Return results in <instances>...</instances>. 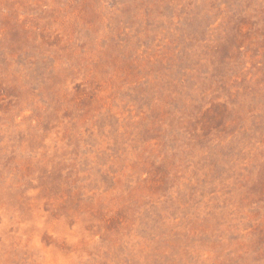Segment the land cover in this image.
Instances as JSON below:
<instances>
[{
	"label": "rangeland",
	"instance_id": "374dc122",
	"mask_svg": "<svg viewBox=\"0 0 264 264\" xmlns=\"http://www.w3.org/2000/svg\"><path fill=\"white\" fill-rule=\"evenodd\" d=\"M0 264H264V0H0Z\"/></svg>",
	"mask_w": 264,
	"mask_h": 264
}]
</instances>
